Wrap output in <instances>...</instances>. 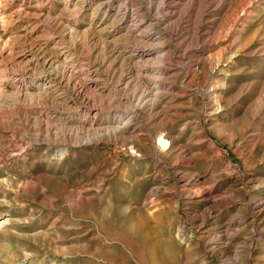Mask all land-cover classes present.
<instances>
[{"label":"rangeland","instance_id":"1","mask_svg":"<svg viewBox=\"0 0 264 264\" xmlns=\"http://www.w3.org/2000/svg\"><path fill=\"white\" fill-rule=\"evenodd\" d=\"M187 1L170 14L162 0H131L172 75L145 105L97 92L103 119L135 110L122 137L102 120L57 151L0 121V264H264V0ZM72 3L0 0L2 117L16 91L6 61L43 38L53 59L68 52L62 65L98 69L99 89L115 83L123 65Z\"/></svg>","mask_w":264,"mask_h":264},{"label":"bare ground","instance_id":"2","mask_svg":"<svg viewBox=\"0 0 264 264\" xmlns=\"http://www.w3.org/2000/svg\"><path fill=\"white\" fill-rule=\"evenodd\" d=\"M30 1L32 0H21L23 3ZM63 1L66 4L73 2L75 9L73 11L75 12L72 14L74 17L77 16L76 18L91 11L92 21L97 23L98 32L104 34L100 36L104 37V42L109 45L108 55L105 59L123 65V69L118 75L116 74V81L113 85L103 84L99 89L97 87L98 69L91 67V64H88L85 59H83L84 62H82L80 70L75 71L73 67H66L62 65L63 61L69 60L66 50L59 49L52 52L55 56L53 59L51 53L45 50L47 38H43L42 42L37 40L35 43L22 47L5 63L6 66L2 70L3 72L7 70L5 80L12 83L16 87V91L14 98L4 99L7 104L6 108L10 110L8 113L10 116L6 114L2 117L1 113L4 108L0 105V121H11L12 132L18 133L22 138L30 139L33 144L44 141L46 144L52 145L49 146L50 148H56L55 145L58 143L64 144V147L58 145L57 147L60 148H57V151L67 152L72 146L70 142L78 134L95 136V133L105 128L100 127L103 122L107 123L108 121L115 125L106 127L105 135L109 134L113 138H119L127 132V126L132 122L135 110L125 112V115H119L117 111H112L107 115V118L103 119V100L97 101L99 90L103 93L106 92L107 95L110 92L114 93L112 94L114 96L119 94L117 98L122 104L134 103L137 106L141 105L143 100L148 101L147 98L152 95L151 92L157 93V90L165 85L163 81L165 77L172 74L170 75V66L161 61L163 46L159 45L158 48L156 46L159 43L160 33L152 32V21L145 20L139 10L133 6L134 4H131V0ZM174 1L172 0L171 6H168V0H162L161 6L168 13L174 14L176 5ZM179 1L182 0H177V2ZM192 1L194 0L187 2ZM58 26L59 24L57 25L55 22L54 29L57 30ZM159 61L164 64L159 66ZM39 67H43L45 72H56L55 78L45 81L43 76H36L35 69L37 71ZM140 79L147 80L151 91L145 90L147 86L143 89L140 88L141 86L137 84ZM128 89L132 90L131 95L120 93ZM67 94H70L72 98ZM34 101L36 102L34 103ZM57 107L71 111L72 119L65 117L63 112L55 111ZM110 116L113 117L111 120ZM61 121L64 123L61 124ZM27 122L30 123V127L36 128H25ZM3 223L4 221L0 222V224Z\"/></svg>","mask_w":264,"mask_h":264}]
</instances>
